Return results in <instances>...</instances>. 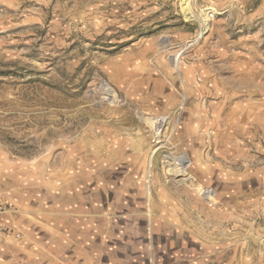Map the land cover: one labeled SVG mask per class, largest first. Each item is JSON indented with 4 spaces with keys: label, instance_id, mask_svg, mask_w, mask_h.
I'll use <instances>...</instances> for the list:
<instances>
[{
    "label": "rangeland",
    "instance_id": "374dc122",
    "mask_svg": "<svg viewBox=\"0 0 264 264\" xmlns=\"http://www.w3.org/2000/svg\"><path fill=\"white\" fill-rule=\"evenodd\" d=\"M0 198L91 206L155 264H264V0H0Z\"/></svg>",
    "mask_w": 264,
    "mask_h": 264
},
{
    "label": "crops",
    "instance_id": "0c3cea01",
    "mask_svg": "<svg viewBox=\"0 0 264 264\" xmlns=\"http://www.w3.org/2000/svg\"><path fill=\"white\" fill-rule=\"evenodd\" d=\"M94 210L91 206L72 212L50 207L33 211L28 207L14 210L13 218L1 217L3 226L13 228V236L0 239V264H130L135 256L143 259L142 264H155L147 248L133 253L106 241L99 243ZM121 252L127 255L119 257Z\"/></svg>",
    "mask_w": 264,
    "mask_h": 264
},
{
    "label": "built area",
    "instance_id": "2783aa9c",
    "mask_svg": "<svg viewBox=\"0 0 264 264\" xmlns=\"http://www.w3.org/2000/svg\"><path fill=\"white\" fill-rule=\"evenodd\" d=\"M11 206L8 204H6V203H3L2 202V200H1V198H0V217L3 215V214H6V213H9V211H11L12 212V210L11 209H8V208H10ZM15 209H14V207H13V211H14ZM13 231H12V229L11 228H8V227H3V225L1 224V222H0V235H3L4 237L5 236H8V235H11V233H12ZM13 235V234H12ZM15 237L16 238H19L20 236L18 235V234H15Z\"/></svg>",
    "mask_w": 264,
    "mask_h": 264
}]
</instances>
